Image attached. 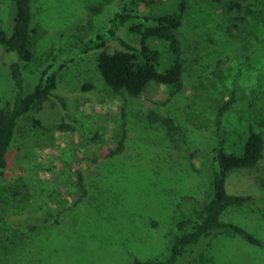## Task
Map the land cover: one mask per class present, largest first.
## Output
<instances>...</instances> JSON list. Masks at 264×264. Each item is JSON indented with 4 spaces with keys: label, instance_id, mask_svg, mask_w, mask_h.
Wrapping results in <instances>:
<instances>
[{
    "label": "rangeland",
    "instance_id": "374dc122",
    "mask_svg": "<svg viewBox=\"0 0 264 264\" xmlns=\"http://www.w3.org/2000/svg\"><path fill=\"white\" fill-rule=\"evenodd\" d=\"M117 2L34 0L33 56L22 61L27 90L59 46L103 31ZM12 10L10 0H0V27ZM129 26L119 34L138 44ZM227 28L220 3L188 1L183 35L209 49L174 95L157 83L139 97L115 93L97 69L96 50L58 56L65 64L57 91L72 116L50 97L19 122L0 179V264H131L164 254L176 219L195 215L210 193L212 105L235 86L241 98L251 97L264 78V38L244 43ZM104 48L121 46L109 39ZM7 60L0 46V105L12 94ZM259 118L246 110L232 115L227 149L244 119ZM90 132L99 136L90 140ZM262 181L264 156L255 167L230 171L225 184L230 193L264 198ZM45 212L53 219L43 221ZM226 218L264 241V213L235 209ZM179 264H264V248L235 233L211 235Z\"/></svg>",
    "mask_w": 264,
    "mask_h": 264
},
{
    "label": "trees",
    "instance_id": "16d2710c",
    "mask_svg": "<svg viewBox=\"0 0 264 264\" xmlns=\"http://www.w3.org/2000/svg\"><path fill=\"white\" fill-rule=\"evenodd\" d=\"M10 1L13 5L11 20L8 26L0 27V46L9 60L7 66L13 82L12 94L0 105V179L8 170L7 153L15 140L19 122L31 113L35 104L52 97L65 115L72 116L65 96L57 91L58 74L65 63H56V59L62 53H70L71 58L72 55L96 50L97 69L105 83L115 93L131 97H139L151 83L167 87L171 95L181 92L188 69L208 54L207 46H201L199 39L186 38L181 30L189 0H118L103 31L88 41L59 46L33 86L27 90L31 85L24 75L22 61L28 62L33 56L36 32L34 0ZM201 1L206 4L220 3L227 17L228 34L239 38V41L247 43L264 38L260 37L264 36V0ZM128 23L130 30L140 35L138 44L119 34V28ZM109 39L115 40L121 48L108 52L104 47ZM167 60L168 63L164 64ZM219 64L220 61L216 64L215 73L221 71ZM240 110L256 112L260 118L254 121L244 119L241 131H235L236 140L228 150V121ZM211 113L213 144L208 169L212 178L208 198L195 215L176 219L164 254L146 260L135 257L131 264H179L194 253L195 248L203 246L211 235L224 233L241 235L250 244L264 248V241L255 233L226 218L228 212L235 209L264 213V198L230 193L225 184L230 171L255 167L264 156V132L258 128L264 127V78L247 99L238 95L237 86L232 88L229 96L216 98ZM96 136L99 134L92 133L90 140ZM121 148L119 143L118 149ZM77 182L82 188L81 194H84L81 172L77 173ZM261 184L264 185V182ZM52 219V212L43 214V221Z\"/></svg>",
    "mask_w": 264,
    "mask_h": 264
}]
</instances>
